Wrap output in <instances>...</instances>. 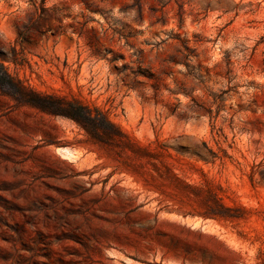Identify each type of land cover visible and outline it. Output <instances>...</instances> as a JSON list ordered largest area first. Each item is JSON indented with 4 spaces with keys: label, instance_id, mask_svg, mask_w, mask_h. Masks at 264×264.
I'll use <instances>...</instances> for the list:
<instances>
[{
    "label": "rangeland",
    "instance_id": "374dc122",
    "mask_svg": "<svg viewBox=\"0 0 264 264\" xmlns=\"http://www.w3.org/2000/svg\"><path fill=\"white\" fill-rule=\"evenodd\" d=\"M0 77V264H264V0H0Z\"/></svg>",
    "mask_w": 264,
    "mask_h": 264
},
{
    "label": "trees",
    "instance_id": "16d2710c",
    "mask_svg": "<svg viewBox=\"0 0 264 264\" xmlns=\"http://www.w3.org/2000/svg\"><path fill=\"white\" fill-rule=\"evenodd\" d=\"M0 80L3 81L4 79L0 77ZM36 96H38V99L33 101L34 104L50 114L71 117L87 129L88 126L94 125L97 130H104L108 129V125H111L118 132H121L103 113L98 110L94 113L89 106L77 99H67L65 97L41 93H36Z\"/></svg>",
    "mask_w": 264,
    "mask_h": 264
}]
</instances>
